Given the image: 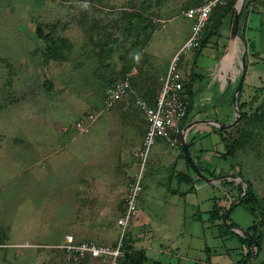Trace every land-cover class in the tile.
<instances>
[{
  "label": "rangeland",
  "instance_id": "rangeland-1",
  "mask_svg": "<svg viewBox=\"0 0 264 264\" xmlns=\"http://www.w3.org/2000/svg\"><path fill=\"white\" fill-rule=\"evenodd\" d=\"M199 1L0 0V264H67L53 248L67 237L106 246L122 240L130 254H146L139 241L154 238L155 261L165 262L162 253L174 247L187 264H206L210 254L213 264H240L248 249L228 218L243 230L257 225L264 233V23L258 25L264 0L244 2L240 10L235 37L248 30L249 39L234 66L238 82L224 81L235 87V108L228 99L221 102V94L216 99L221 170L208 176L192 157L188 162L181 144L186 135L175 146L168 142L174 148L168 146L162 158L152 156L155 146L131 221L126 229L118 225L141 173L147 122L136 102H156L168 62L193 23L184 12ZM237 11L238 5L233 27ZM250 13L256 27L245 29ZM39 26L45 38L59 41L61 57L48 54L36 35ZM211 46L197 62L198 72L208 71L200 94L218 71ZM196 50L182 54L180 69L187 70L184 59ZM126 80L129 95L107 108L109 91ZM225 108L232 114L224 115ZM196 176L209 189L202 193L214 196L205 202L209 215L196 216L204 228L182 208L187 196L200 192ZM211 203L228 211L224 220L210 215ZM251 208L258 209L256 217ZM163 242L173 247L159 248ZM242 264H264V239L259 256Z\"/></svg>",
  "mask_w": 264,
  "mask_h": 264
},
{
  "label": "crops",
  "instance_id": "crops-1",
  "mask_svg": "<svg viewBox=\"0 0 264 264\" xmlns=\"http://www.w3.org/2000/svg\"><path fill=\"white\" fill-rule=\"evenodd\" d=\"M245 3H246V0H245ZM251 16H252V13H250V15H248V17L245 20L246 21L245 29L247 28L254 29L256 27V26L253 27L251 24L252 23ZM233 20H234V17H232L229 14L222 21V25L217 30L216 35H214L210 39V42L207 45V47L212 45L210 48V51H211L210 53L212 54L211 57L219 58L218 66H217L218 71H215V73L214 72L210 73L212 77V83H211L212 85L209 86L210 89L208 88V91L203 90L201 92L202 94H200L199 93L200 90H198L199 89L198 87L201 86L200 83L204 80L206 76L205 72H208L206 71V69L203 72L197 71V66H198L197 62L199 61L200 57L203 55L204 50L199 56H197L196 54H193V56L190 57V55H188L184 59V62H183V64H185V66L187 67V70L180 69V72H179L180 77L182 79L184 80L187 79V82L189 83L193 82V93H194L193 102H192L193 109L190 112L188 119L185 121V124L187 126L184 127V130H185L184 135H186V138L185 136L183 137L185 139V142L188 145L189 156L192 157L194 161H197V165L208 176H210L211 172L216 171L217 169L221 170V166L219 162V158H221V155L217 154L219 151V145L221 144L220 143L221 136L219 133L216 132V128L220 127V122H221L219 121V123H217L218 119H216V115L218 114L216 105L217 103H220V102L216 99H218L219 94H221L222 96L221 102L226 101V99H228V102H225V103H229L230 101L231 105L235 108V103L234 101H232V98H234L235 96L233 95L231 96V94L233 93V91L231 92V90H234L235 87L233 89H229L228 84H226L225 82H227V80H230L232 85H234L235 82H238L234 78V75H235L234 69L235 68L237 69V67H234V66L237 65L238 61L240 60V56L243 52V49L245 48L244 44L248 43V39H249V37L247 36L249 34L248 30L246 34L244 33L242 34L243 38L242 37L236 38L235 36H233ZM263 23H264V17L261 15V18L258 21V25H262ZM188 35L189 34H187V38H188ZM207 47L205 49H207ZM249 58L251 59L252 57H249ZM192 75L196 76L194 80H192V77H191ZM220 87H221V91L219 90L217 92L216 88L219 89ZM211 88H214V90L212 91ZM202 100H204V103L207 105V107H203L202 102H201ZM226 114L230 115L232 114V112H230L227 108H225L224 115ZM181 144L183 146V139H182ZM155 146H159L158 152L152 153V156L156 157V159L160 157L162 158L161 154L162 155L164 154L168 146H169L168 148H171V149L174 148L165 140H158ZM192 148L195 149L194 150L195 156L191 154ZM184 156H185V153H184ZM185 159L187 160L186 156H185ZM201 163L204 164L205 168L202 166ZM195 178L197 180V183L195 184V188L196 190L200 192H198L197 194H193V195L190 194V196H187L186 201L183 200L185 202V205H183L182 203L183 205L182 208L189 209L188 214L191 215L190 219L193 221H196L197 223H200L199 221H202L203 216H208L211 210L209 209L210 205H208V203L205 204V202H209V199H214L213 198L214 196L209 197L208 194L202 193L203 190L209 191V189H207V185L205 182H203L202 180H199L197 176ZM189 197H192L193 199ZM216 203H219V201ZM211 204H212L211 206L213 207L214 204L213 203ZM199 211L203 212L202 218H199V216L196 217ZM196 218H199V221ZM200 225L202 226V228H204L205 226L204 223L202 224L200 223ZM183 241H184V238H183ZM139 242H141L139 243V245H141L142 248L146 250L147 252L146 256L149 258L150 262H161L163 264H174V261H177V262L179 261L180 264H187L186 263L187 259L184 258V253L183 251L180 250L181 248L175 249L172 246V244L167 243V242L158 244L159 248H161L162 246H168V249L170 247H173V248L167 250V252H169L167 254L162 253V255H164L166 258L165 262L155 261L150 256V252L155 251L157 249L153 247L155 245L154 238L153 240L150 241V240H146V238L144 237V239L140 240ZM148 244H151V245H148ZM183 247H184V250H188L190 247V242H187L185 246ZM157 250L159 251V249ZM170 252H172V254H170ZM211 258H212V255L210 254V258L208 259L209 262H207L206 264H213ZM90 260L92 264L102 263L96 259L91 258Z\"/></svg>",
  "mask_w": 264,
  "mask_h": 264
},
{
  "label": "built area",
  "instance_id": "built-area-1",
  "mask_svg": "<svg viewBox=\"0 0 264 264\" xmlns=\"http://www.w3.org/2000/svg\"><path fill=\"white\" fill-rule=\"evenodd\" d=\"M203 4L189 8L184 12V18L192 20V26L182 48L169 61L167 71L162 79V86L154 106L148 105L145 101L138 99L136 104L144 113L147 122V132L143 139V145L139 153L141 173L132 185L131 207L118 221L119 227L126 229L133 212L135 211L136 200L143 191L142 181L151 151L158 140H165L172 145H177L185 130L182 123L188 117V95L186 93L187 79L180 77V61L183 53L194 51L200 47L202 34L208 25L214 9L218 6H226L228 0H203ZM128 80L119 83L116 88L109 91L106 106L114 108L120 101L130 93ZM54 249L62 251L68 264H79L86 257L105 262L106 264H119L124 257L122 240L115 245H98L92 242L77 241L74 237H67L63 245L55 246Z\"/></svg>",
  "mask_w": 264,
  "mask_h": 264
},
{
  "label": "trees",
  "instance_id": "trees-1",
  "mask_svg": "<svg viewBox=\"0 0 264 264\" xmlns=\"http://www.w3.org/2000/svg\"><path fill=\"white\" fill-rule=\"evenodd\" d=\"M255 1L256 0H246V3L250 4V3H254ZM203 2H204L203 0H200L199 3H197V4H195V5L191 6V7L199 6V5L203 4ZM237 5H238V0H228L226 6H218V7H216L214 9V11H213V13H212V15L210 17V20L208 22V25L206 26V29L204 30V32L202 34L200 47L196 50V52L194 54L199 56L202 53V51L209 44L210 39L214 35H216L217 30L222 25V21L229 14L232 17H234ZM36 35L39 38L45 40L46 44L48 45L47 51H48L49 55H51L53 57H61V54H62L61 48L62 47H60V45L58 44L59 41H57V40H55V39H53L51 37L50 38H45L44 37V33H43V29L40 26L37 27V29H36ZM62 43L66 44L67 42L63 41ZM191 77H192V80H194L196 78L195 75H192ZM185 88H186V93L188 95V102H189L188 116H189L190 112L193 109V105H192L193 96H194V93H193V82L192 83L191 82L190 83L187 82ZM154 105H155V103H154ZM136 107L140 110V108L137 106V104H136ZM141 113H143V112L141 111ZM187 119H188V117L185 119V121ZM184 122L182 123V128L185 126ZM147 127H148V125H147ZM146 132H147V129H146ZM250 199H251V197H250ZM250 199L245 198L243 200V202H242V205L246 207V205H248V202L250 201ZM235 207H236V204L232 205L230 212H233ZM247 210L251 213L252 216L256 217V212L258 210L257 208L256 209L251 208V210H249V209H247ZM227 212L228 211L224 212V209L219 207L218 204H216V205H214L213 212L210 213V215L212 217H217L216 219H218V220H224L226 215H227ZM261 216L264 219V210H263V213L261 214ZM228 222H229V226H231L232 228H236L237 230H241L242 234L241 235H237V236L239 238L240 243L242 244V248L244 250L248 249L247 253L241 259L240 264H242L243 262L247 263L249 260L257 258L259 256V254L261 253L262 243H263V239H264V233L257 227V225H254V226L248 228L247 230H243L236 223L232 222L230 220V218H228ZM261 224H262V226L264 228V223H261ZM252 231H253V234H252ZM124 244H125V242H124ZM125 247L126 246L124 245L123 246V250L125 252L124 257L119 260V264H152V263H154V264H163L161 262H150L149 258L143 252L140 253V254H133V253L130 254V253L127 252V249ZM254 249H256V252H254Z\"/></svg>",
  "mask_w": 264,
  "mask_h": 264
},
{
  "label": "water",
  "instance_id": "water-1",
  "mask_svg": "<svg viewBox=\"0 0 264 264\" xmlns=\"http://www.w3.org/2000/svg\"><path fill=\"white\" fill-rule=\"evenodd\" d=\"M244 2H245V0H239V2H238V11H237V14H236V19H235V23H234V27H233V36H235L237 34V31H238V26H239V22H240V14H241V11L240 10L243 7ZM183 151L185 153V156L187 157L188 162L191 163L192 162V159L189 156V153H188V145L185 142L184 137H183ZM197 173L202 176V174L199 171H197Z\"/></svg>",
  "mask_w": 264,
  "mask_h": 264
}]
</instances>
